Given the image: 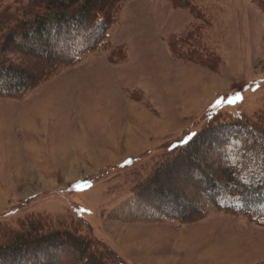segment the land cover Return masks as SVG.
Instances as JSON below:
<instances>
[{"label": "rangeland", "instance_id": "obj_1", "mask_svg": "<svg viewBox=\"0 0 264 264\" xmlns=\"http://www.w3.org/2000/svg\"><path fill=\"white\" fill-rule=\"evenodd\" d=\"M15 1L0 0V12ZM192 3L201 18L168 0H127L107 49L20 98H0V225L17 228L35 213L74 218L110 264H264V220L213 210L190 223L155 222L132 191L221 114L264 110V0ZM193 24L220 56L214 70L168 47ZM7 58L31 70L46 63L16 51ZM173 184L161 175L162 188Z\"/></svg>", "mask_w": 264, "mask_h": 264}, {"label": "trees", "instance_id": "obj_2", "mask_svg": "<svg viewBox=\"0 0 264 264\" xmlns=\"http://www.w3.org/2000/svg\"><path fill=\"white\" fill-rule=\"evenodd\" d=\"M125 1L16 0L4 8L0 98H20L59 69L107 49L108 31L119 20ZM168 1L197 18L203 16L192 0ZM204 35V26L193 24L170 36L168 47L177 59L214 70L220 56L207 46ZM11 51L47 64L31 70L10 63ZM117 54L126 58L121 47ZM201 150L208 154L205 159L198 158ZM164 174L174 177L167 188L159 185ZM132 191L144 218L155 222L190 223L213 210L264 220V110L252 118L221 114L156 162ZM76 258L78 264H110L74 218L35 213L21 219L17 228L0 225V264H73Z\"/></svg>", "mask_w": 264, "mask_h": 264}, {"label": "snow or ice", "instance_id": "obj_3", "mask_svg": "<svg viewBox=\"0 0 264 264\" xmlns=\"http://www.w3.org/2000/svg\"><path fill=\"white\" fill-rule=\"evenodd\" d=\"M235 99H240V97L237 96V97H235ZM228 102H229V103H232V102H234V100H229Z\"/></svg>", "mask_w": 264, "mask_h": 264}]
</instances>
